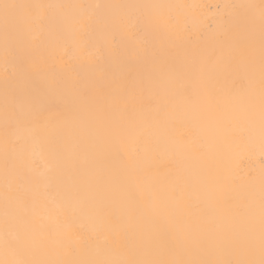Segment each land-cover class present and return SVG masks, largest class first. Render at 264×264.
<instances>
[{
  "label": "bare ground",
  "instance_id": "1",
  "mask_svg": "<svg viewBox=\"0 0 264 264\" xmlns=\"http://www.w3.org/2000/svg\"><path fill=\"white\" fill-rule=\"evenodd\" d=\"M7 2L73 7L45 9L40 22L21 16L7 57L0 33V236L5 193L31 203L38 192L27 212L12 207L39 258H217L232 251L224 241L242 242L264 159L259 9L224 6L261 0ZM226 15L234 23L213 37L207 26ZM249 79L250 89L223 88ZM6 110L16 118L9 144L24 145L21 176L4 167ZM42 156L50 168L32 166ZM236 160L244 178L231 180ZM12 231L23 235L19 220Z\"/></svg>",
  "mask_w": 264,
  "mask_h": 264
},
{
  "label": "snow or ice",
  "instance_id": "2",
  "mask_svg": "<svg viewBox=\"0 0 264 264\" xmlns=\"http://www.w3.org/2000/svg\"><path fill=\"white\" fill-rule=\"evenodd\" d=\"M54 7H73L67 5H44V4H18L9 3L7 0H0V33H2L4 41L5 55L9 54L13 40L16 38L18 25L23 16L33 22H40L44 19V10ZM83 7V6H80ZM96 7H100L97 5ZM126 7V6H121ZM206 7V6H200ZM225 8L254 10L259 9V28H260V66H261V117H262V132H261V155L264 157V0H261L259 5L244 4V5H225ZM234 17L226 15L214 19L207 26L212 29L211 35L215 37L216 29L220 27L227 28L234 23ZM245 25L250 31L254 30L256 24V17L250 11L243 13ZM170 23L178 24L179 21L172 17ZM125 27L132 29L135 27L133 24L125 23ZM184 29L188 30V26L184 25ZM216 58V51L208 57L211 62ZM252 80L249 79L247 84H243L240 80L225 81L223 88L231 92H239L245 88L252 87ZM83 94V93H82ZM149 100L152 98L149 97ZM16 118L10 117L7 110L5 111V140H4V167L6 173L15 171L17 176L22 175L21 168L18 163V156L23 153L24 145L22 144H9V135H16ZM19 140V136H17ZM34 143L39 144V137H34ZM241 153L247 150L248 145L241 141L238 145ZM147 152V148L143 149ZM56 158H59L60 150L53 148ZM54 161H49L46 157H41L39 161H33L34 168H50ZM243 168L241 161L236 160L232 164L231 180L243 179ZM7 179V176H6ZM251 179V178H249ZM254 182V181H253ZM39 193L33 192L29 199L17 194L10 196L5 193V207H4V223L2 229V236H0V264H264V159L261 161V169L259 175V198L257 201L256 194L250 193L247 197V204L245 205L247 220L242 226V231L245 239L242 242H228L223 243L232 251L227 255L221 254L217 258H200L191 260H153V259H126V260H64V259H45L38 257V249L31 234L27 230L29 221L21 219L15 208L12 207L13 202L22 205L24 211L27 212L29 207H34ZM182 193L177 192L179 197ZM135 192L129 193V199H134ZM229 198L224 197V202L228 203ZM19 220L24 226L23 235L12 231L13 222ZM59 223V220H57ZM63 227L66 231L71 230L74 224L65 222ZM67 251V248H66Z\"/></svg>",
  "mask_w": 264,
  "mask_h": 264
}]
</instances>
